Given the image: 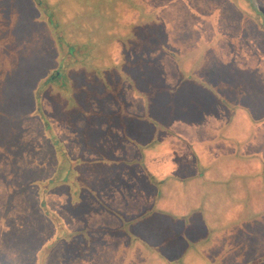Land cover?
<instances>
[{
    "label": "rangeland",
    "instance_id": "1",
    "mask_svg": "<svg viewBox=\"0 0 264 264\" xmlns=\"http://www.w3.org/2000/svg\"><path fill=\"white\" fill-rule=\"evenodd\" d=\"M178 260L264 264V0H0V264Z\"/></svg>",
    "mask_w": 264,
    "mask_h": 264
},
{
    "label": "trees",
    "instance_id": "2",
    "mask_svg": "<svg viewBox=\"0 0 264 264\" xmlns=\"http://www.w3.org/2000/svg\"><path fill=\"white\" fill-rule=\"evenodd\" d=\"M236 1H238V3H239V1L240 0H236ZM234 4V3H233ZM240 11H242L245 15V17H243L244 18V20H247V19H249V20H252V21H254L255 20V18H253V16L251 15V12L250 11H248V10H244L243 11V9H240ZM259 39L260 38H262V37H258ZM256 42V41H255ZM259 44V43H258ZM57 78L54 76L53 77V80H56ZM55 151V150H54ZM142 159H143V157H142ZM141 159V160H142ZM56 160H58V158H56ZM142 167H143V165H142ZM138 169V168H137ZM144 170V169H143ZM81 171H74L73 173H72V175H73V179H79L80 177H81V174H79ZM101 174V173H100ZM102 177V179H104V180H102V182L104 183V182H106L105 184H110L111 182H112V180H110L109 179V176H105L104 174H102V176L101 175H99V178H101ZM115 177V176H114ZM128 177V176H127ZM147 178V177H146ZM113 179V178H112ZM118 178H116V180H117ZM81 182V184H83L82 183V180L80 181ZM94 183V182H93ZM145 184H146V182H144ZM92 184V183H91ZM117 185V189L118 190H121V187H119L118 186V184H116ZM146 185H149L148 186V188L150 189V191L154 194V196L155 197H157V196H159L160 194H161V191H162V187L160 186V187H158V186H153V185H151V183L149 182V180H148V183L146 184ZM125 186H127V185H125ZM140 186H141V184H140ZM100 188V189H99ZM105 187L103 186L102 188H101V186L100 185H95V186H92V187H90V186H88L87 184H86V186L85 187H83L82 189H84L83 191L85 192L84 193V195H90L89 194V192L88 191H93V193L95 194V193H101L102 191H104V190H106V188H107V186H106V188L104 189ZM48 189V191L49 190H52L53 188H51V189H49V188H47ZM81 188H80V190H82ZM104 189V190H103ZM123 191V190H122ZM82 201H84V199H83V194H82ZM151 199H153L152 200V202H157L156 201V199L154 198V197H152ZM81 201V202H82ZM78 202H80V201H78ZM73 203V202H72ZM151 204V203H150ZM150 204H148V206H150ZM55 216V218H56V220H57V223H56V226L58 225V224H60V227L62 228V225H61V222L63 223V221H66V224L67 225H69L70 224V222H69V220L67 221L64 217H62V216H60V215H54ZM120 217V216H119ZM121 219V218H120ZM128 219V218H127ZM127 219H126V222H128L127 221ZM121 222H122V220H121ZM123 223V222H122ZM71 225V224H70ZM73 228V227H72ZM114 228H116V230L117 231H120V233L121 234H123L124 235V233H126L127 232V230L129 229V227H128V225L125 227V226H123V227H119V226H116V227H114ZM114 228H112V229H114ZM132 228H135V227H132ZM209 228H211V230L212 229H215L213 226H209ZM63 229V228H62ZM68 230L70 229V228H67ZM84 229V228H83ZM70 230H75V229H70ZM73 233V234H72ZM79 233V232H78ZM82 233V235H83V237H86V234H88V236H89V231L88 230H82L81 232H80V234ZM86 233V234H85ZM66 234H67V236L66 237H64V238H61V239H66V241H64V242H67V244L69 245V244H71L72 243V241L70 240V238L72 237V235H74V231H70L69 233L68 232H66ZM70 234H72V235H70ZM124 237V236H123ZM121 238V240H120V243H123V244H128V246L130 247V250H131V252H132V257H137L138 256V251L140 250V251H144L145 250V248H141V246H139V245H137V243L135 242L136 240H133V241H131L132 239H128V237L126 238ZM88 240H89V238H88ZM130 243H132V245L130 244ZM143 244H146L147 246H148V242H147V240H143ZM150 248L154 251V248H152L151 246H150ZM149 250V248H147L145 251H148V252H153L152 250ZM186 250L187 251H190V252H192V253H196V252H194V248L193 247H191L190 249H189V247H186ZM148 254V253H147ZM155 256L153 257V259L155 260V261H157V263H159V259H158V257L156 256V253H153ZM194 255V254H193ZM171 260H175V259H171ZM177 260V259H176ZM172 263H174V264H181V262L178 260V261H174V262H172ZM171 263V264H172ZM156 264V263H155ZM162 264H164V263H162Z\"/></svg>",
    "mask_w": 264,
    "mask_h": 264
}]
</instances>
